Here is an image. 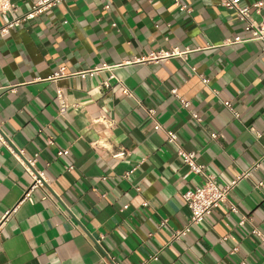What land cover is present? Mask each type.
I'll use <instances>...</instances> for the list:
<instances>
[{
  "label": "crops",
  "instance_id": "obj_1",
  "mask_svg": "<svg viewBox=\"0 0 264 264\" xmlns=\"http://www.w3.org/2000/svg\"><path fill=\"white\" fill-rule=\"evenodd\" d=\"M37 1L12 0L18 16ZM222 5L69 0L0 34V264H264V45L226 44L249 35ZM242 5L264 19V0ZM9 146L47 181L33 202ZM179 148L220 187L263 166L231 192L238 212L223 204L175 239L203 183Z\"/></svg>",
  "mask_w": 264,
  "mask_h": 264
},
{
  "label": "built area",
  "instance_id": "obj_2",
  "mask_svg": "<svg viewBox=\"0 0 264 264\" xmlns=\"http://www.w3.org/2000/svg\"><path fill=\"white\" fill-rule=\"evenodd\" d=\"M69 0H38L35 5L32 7L31 11L28 12L26 15L18 16V9L17 6L12 2V0H0V15H12L13 18L11 21L0 31V34L4 35L9 32V30L18 28L21 25H23L25 22L32 21L35 18H38L39 15L49 11L50 9L58 6L59 4L66 2ZM177 3H179V0H175ZM222 6L227 10L234 12L238 18L239 21L244 23L245 31L249 35V37L246 40H243L240 37H237L233 41L226 42V44H238V43H245V42H251V41H260L263 42L264 45V19L261 22H256L251 18V7L249 6H243L242 0H221ZM261 3L257 2L253 4V8L258 10L261 8ZM106 9L108 6L105 7ZM181 11L186 10L185 6L180 7ZM264 51V46H263ZM168 55V54H167ZM203 79V82L205 84H208L207 79ZM125 95H132L128 89H125L123 91ZM216 93V92H215ZM173 96H175L177 99L182 100V98L178 94V90L174 89L172 90ZM185 106H188L189 104L185 101H183ZM226 108L230 110L233 114H235L238 117V114H236L232 108L231 103L226 102L225 103ZM61 112H66V104L61 99ZM150 117L154 119L155 113L154 111L149 112ZM194 118L197 119V115H194ZM161 125H157L155 127V130H161ZM254 131V129H252ZM168 139L170 143L177 144L178 143V137L177 135L173 133H167ZM257 136L260 138L261 135L257 134ZM1 140L3 138L0 136ZM211 138L216 140L218 138V135L212 134ZM9 151L11 154L15 157V159L23 165L27 173L33 178V184L29 187L27 192L25 193L23 200H29L30 202H33V199L31 197L32 192L36 188L43 187L47 181L45 177L42 175V173L36 175L34 171H32V168L35 166V161H29L28 164H26L23 161L22 153L19 151L17 152L16 149H14L12 146H9ZM178 154L181 157L183 163L189 167L192 173L195 175H198L203 178V183L199 186H195L193 189L188 190L185 194H183V200L187 206V208L190 211V222L189 226H187L183 231L177 232L174 236L175 239H179L182 236H185L189 234L192 230V228L196 225H199L204 222V220L211 216L212 213L218 209L223 204H229L231 212H238V208L235 207L233 203L230 201V194L235 189V187L238 185V183L243 179H248L251 176L252 171L259 170L262 168V161L257 163L253 168L246 171L245 173H242L239 175L235 180H233L229 185L227 186H218L216 183V178L213 175H209L206 171L205 166L199 165L196 162V154L195 153H188L187 151H184L183 149L179 148ZM68 155L67 150H60L58 153V156L61 158L63 156ZM120 156V155H118ZM258 188L264 187V183L260 182L257 184ZM146 205V204H145ZM245 218L242 221V225L245 223ZM253 234L260 237L264 243V237L262 234L254 230L252 232ZM236 251V250H235ZM151 261H157L158 257L153 256L149 258ZM148 261L142 262L141 264H147Z\"/></svg>",
  "mask_w": 264,
  "mask_h": 264
}]
</instances>
